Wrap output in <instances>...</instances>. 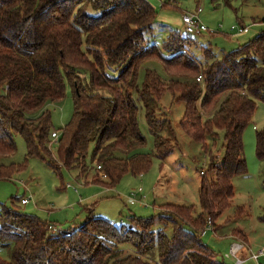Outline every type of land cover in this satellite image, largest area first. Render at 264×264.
<instances>
[{
    "label": "trees",
    "instance_id": "obj_1",
    "mask_svg": "<svg viewBox=\"0 0 264 264\" xmlns=\"http://www.w3.org/2000/svg\"><path fill=\"white\" fill-rule=\"evenodd\" d=\"M168 3L177 1L162 7H172ZM157 16L147 0H0V180L10 181L25 168L2 164L17 152L16 135L25 141L26 161L43 160L61 179L66 169L85 178L84 185L113 189L128 174H146L153 156L139 153L147 143L139 112H146L155 157L163 165L176 135L156 104L170 93L185 104L182 131L205 151L208 139L224 132L221 166L212 162L201 171L202 212L196 214L195 206H160L159 219L172 225L171 237L164 229L153 230L154 217L132 218L136 229L117 227L96 217L94 209L86 210L82 225L58 229L18 210L23 198L13 197L0 211V241L13 244L11 260L0 257V264H154L148 256L153 250L158 264H226L202 238L208 221L215 231L231 206L233 181L248 174L243 136L258 103L264 104V31L220 60H213L211 46H202L203 65L192 48L204 32L167 29L161 45L147 42ZM156 62L165 76L150 67ZM67 84L74 113L60 129L55 158L47 105L65 99ZM256 141L257 158L264 161V128ZM246 214L244 207L236 211L238 217ZM231 235L248 243L238 229ZM121 245L136 251L124 253Z\"/></svg>",
    "mask_w": 264,
    "mask_h": 264
},
{
    "label": "rangeland",
    "instance_id": "obj_2",
    "mask_svg": "<svg viewBox=\"0 0 264 264\" xmlns=\"http://www.w3.org/2000/svg\"><path fill=\"white\" fill-rule=\"evenodd\" d=\"M147 1L158 12L153 24V33L146 35L147 42L151 44L161 45L166 39L167 29L185 35L183 15L202 10L201 21L208 31L195 36L198 43L192 51L203 65H206L207 57L202 46H211L213 60H220L226 53L236 51L264 31V0H178L176 4L168 3L172 7L167 8L162 7V2L169 0ZM90 13L95 16L101 14L92 11ZM233 26L247 27L249 32L236 35L231 31ZM150 67L165 76L160 62L152 63ZM135 99L138 102L137 96ZM47 109L52 113L55 133L60 135V129L71 121L74 113L72 89L69 84L66 86L65 99L59 103L48 104ZM184 110L185 104L174 102L170 93L156 104L157 114L170 119L176 135V139L173 138L172 152L162 165L159 158L155 157V140L149 131L146 112L140 109V129L147 143L139 153L152 155L153 165L142 176L126 175L113 189L97 184L84 185L85 178H81L83 181H80L76 179L78 172L66 169H63L61 179L39 158H30L26 161L25 141L20 135H16L17 152L14 156L3 159L2 164L26 165L15 173L12 180H0V211L4 204L10 205L13 197L28 198L26 205L19 201L16 208L48 221L58 229L82 225L87 216L86 210L92 209L96 217L109 219L117 227L136 229L132 218L154 217L156 223L153 230L158 232L164 229L171 237L172 225L159 219L160 206L165 204L195 206L196 214H200L201 171L208 169L212 162L221 166L224 155V132L218 131L215 140L209 138L205 151L182 131L179 123ZM263 128L264 104L258 103L253 122L246 128L243 136L248 174L234 180L235 198L231 206L218 220L216 230L207 232L202 238L214 251L216 259L224 260L226 264H234L233 260L224 259L234 241L247 246L244 255L248 259L251 254L264 249V161H260L256 155V132ZM52 140V152L56 158V140ZM212 177L209 175L210 179ZM131 199L135 200L134 204H131ZM240 207L247 211L242 217L236 216V211ZM235 229L244 232L249 242L234 240L231 234ZM12 246V243L0 241L2 259L11 260ZM120 250L129 254L136 251L132 245H121ZM148 256L154 264H158L157 250H153ZM260 263L264 264V259L260 262L248 260L245 264Z\"/></svg>",
    "mask_w": 264,
    "mask_h": 264
},
{
    "label": "built area",
    "instance_id": "obj_3",
    "mask_svg": "<svg viewBox=\"0 0 264 264\" xmlns=\"http://www.w3.org/2000/svg\"><path fill=\"white\" fill-rule=\"evenodd\" d=\"M178 0H170L171 3H175ZM201 13L202 10L198 9L195 13H185L183 15V25L185 27V33L187 35H199L205 31H208L206 26L201 22ZM232 32H235L236 35H242L248 33L249 29L247 27H236L233 26L231 28ZM198 82L202 81V77L200 76L197 79ZM53 139L56 141L58 140V134L54 133L52 135ZM77 191V190H76ZM140 192H143L140 190ZM132 200V204L135 203L134 199ZM29 199L24 198L22 200V204L26 205L28 203ZM49 229H54L53 226H49ZM213 225L211 220L208 221V224L205 228L204 235L207 234L209 231H213ZM247 250V246L242 242H236L234 241L233 244L230 247V250L228 254L224 257L225 259H231L234 261V264H245L248 260H254L256 262H260L261 259H264V249L259 250L257 253L251 254L250 259L246 258L244 255V252ZM261 264V263H260Z\"/></svg>",
    "mask_w": 264,
    "mask_h": 264
},
{
    "label": "crops",
    "instance_id": "obj_4",
    "mask_svg": "<svg viewBox=\"0 0 264 264\" xmlns=\"http://www.w3.org/2000/svg\"><path fill=\"white\" fill-rule=\"evenodd\" d=\"M234 182V181H233ZM132 204V203H131ZM248 242H249V240H248Z\"/></svg>",
    "mask_w": 264,
    "mask_h": 264
}]
</instances>
